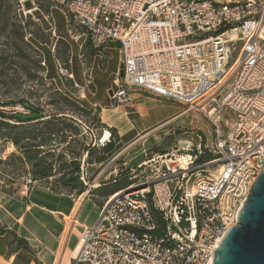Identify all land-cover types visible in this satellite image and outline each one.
<instances>
[{
	"label": "built area",
	"instance_id": "1",
	"mask_svg": "<svg viewBox=\"0 0 264 264\" xmlns=\"http://www.w3.org/2000/svg\"><path fill=\"white\" fill-rule=\"evenodd\" d=\"M48 1L84 29L94 49L118 47L124 76L113 81L116 107L138 90L202 111L210 106L211 119L218 113L220 167L181 188L194 158L187 167L162 159L166 169L152 180L105 199L79 238L74 264H215L220 241L264 174V0ZM222 111L233 115L226 135Z\"/></svg>",
	"mask_w": 264,
	"mask_h": 264
},
{
	"label": "rangeland",
	"instance_id": "2",
	"mask_svg": "<svg viewBox=\"0 0 264 264\" xmlns=\"http://www.w3.org/2000/svg\"><path fill=\"white\" fill-rule=\"evenodd\" d=\"M20 1H26L23 7ZM201 1L224 4L228 0ZM30 11L33 16L28 14ZM47 15L50 17L46 19ZM84 34V29L67 14L51 9L48 0H0V106L8 110L10 106L27 104L40 110L44 117L23 124L0 117V194L23 197L42 189L70 194L61 181L64 175L65 179L70 175L64 167L75 159L80 164V181L86 185L83 200L97 197L95 185L113 179L115 175H108L115 170L131 171L135 183L139 179L152 180L158 170L166 169L162 159H171L170 165L181 163L187 167L188 157L194 158L189 166L191 180L186 177L181 188L214 173L221 163L220 155L214 151L218 140L214 121L218 113L209 118L210 106L204 112L200 106L165 101L143 121L157 122L177 114L180 118L155 129L146 141L145 135L140 136L130 146L118 132L102 124L101 110L94 103L116 106L110 93L120 74L121 56L118 47L91 50ZM237 58V53H233L231 62ZM232 123L230 111H222L219 125L223 135ZM106 131L111 138L102 143ZM13 139H19L20 147L35 160H29L24 150L15 147ZM110 143L111 150L103 152ZM146 145L161 151L155 154ZM205 153L212 155L210 161L195 163V156ZM35 163L40 169L51 165L53 177L38 180ZM202 165L205 167L198 169ZM30 180L33 184L28 183ZM83 194L76 196L79 199Z\"/></svg>",
	"mask_w": 264,
	"mask_h": 264
},
{
	"label": "crops",
	"instance_id": "3",
	"mask_svg": "<svg viewBox=\"0 0 264 264\" xmlns=\"http://www.w3.org/2000/svg\"><path fill=\"white\" fill-rule=\"evenodd\" d=\"M131 98L130 104L118 107L94 103L101 110L102 124L118 132L129 146L140 136L145 135V140L155 129L180 118L177 114L146 123L143 120L150 112L166 102L138 90L131 92ZM146 146L155 154L161 151L159 147ZM117 172L112 171L108 176L115 178ZM99 187L96 184L94 190ZM74 193L54 194L42 189L32 190L23 197L0 194V264H74L79 238L96 223L102 201L106 199L97 196L83 200L86 193L81 199Z\"/></svg>",
	"mask_w": 264,
	"mask_h": 264
},
{
	"label": "water",
	"instance_id": "4",
	"mask_svg": "<svg viewBox=\"0 0 264 264\" xmlns=\"http://www.w3.org/2000/svg\"><path fill=\"white\" fill-rule=\"evenodd\" d=\"M123 70L121 65V78ZM215 264H264V174L255 181L239 222L226 235Z\"/></svg>",
	"mask_w": 264,
	"mask_h": 264
},
{
	"label": "trees",
	"instance_id": "5",
	"mask_svg": "<svg viewBox=\"0 0 264 264\" xmlns=\"http://www.w3.org/2000/svg\"><path fill=\"white\" fill-rule=\"evenodd\" d=\"M86 45L89 46L91 50H95L90 44H86ZM99 49H96V50H99ZM17 108L21 109L22 111H18L15 114H12L11 110H9V109H17ZM98 111H100V108L98 109ZM0 117L8 118L10 120L15 119L19 123H22V124L44 118L43 113L40 110H37L27 104L21 105V107L10 106L8 110H5L4 107L0 106ZM12 142L15 145V147L21 150H24V148L20 147L19 139H13ZM112 146H113L112 143H110L109 148L104 149L103 152H106L107 150H111ZM23 153L27 156L29 160H35V156L29 153L27 149H25ZM211 157L212 155L210 153L208 154L205 153V155L197 156L196 163L203 164L207 161H210ZM33 166L37 169V171L35 172V176L39 177L38 180H43V179L47 180L53 177L52 175L53 168L51 165L44 167L42 169H40L39 165H37L36 163ZM64 170L70 171L69 173L70 175L68 179H65V175H64L61 181L64 188H66L72 193L75 192L78 195L83 194L86 189V185H84L80 181V176H81L80 175V164L78 163V161L75 159L69 165H66L64 167ZM130 173L131 171L129 170L121 171L120 173L117 174L115 178L111 179L107 183H103L99 188L94 190L96 195L100 197L108 198L114 195L115 193L125 190L131 185L136 184L135 183L136 179L133 178L132 174ZM34 181L38 182L37 179H35ZM158 221L160 222L161 226L164 225L163 220L160 216H158Z\"/></svg>",
	"mask_w": 264,
	"mask_h": 264
},
{
	"label": "bare ground",
	"instance_id": "6",
	"mask_svg": "<svg viewBox=\"0 0 264 264\" xmlns=\"http://www.w3.org/2000/svg\"><path fill=\"white\" fill-rule=\"evenodd\" d=\"M212 113H214V111L212 112ZM217 115V114H216ZM217 117V116H216ZM111 138V133L110 132H108V131H106V134H105V137L103 138V140H102V143H105V142H107V141H109V139ZM14 148V147H13ZM11 151H12V149H11ZM82 198V197H81ZM80 198V199H81ZM224 241V240H223ZM223 241H220V243H219V245H218V247H217V249H216V251H215V254H214V262L216 261V259H217V255H218V253H219V250H220V248H221V245H222V243H223ZM78 251V250H77ZM77 251H76V253H75V256H76V254H77Z\"/></svg>",
	"mask_w": 264,
	"mask_h": 264
}]
</instances>
